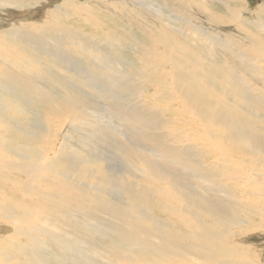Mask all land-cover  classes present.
<instances>
[{"label":"bare ground","instance_id":"bare-ground-1","mask_svg":"<svg viewBox=\"0 0 264 264\" xmlns=\"http://www.w3.org/2000/svg\"><path fill=\"white\" fill-rule=\"evenodd\" d=\"M32 1L35 7L42 0H0V14L5 11L13 15L29 8ZM76 1L63 0L64 9L75 13ZM108 1L92 0L91 3L128 22L124 10L116 12L109 8ZM133 1L135 6L136 2L147 0ZM159 1L158 9L172 13L171 17L167 15L168 22L163 15L162 21L151 20L154 33L138 29L147 43L150 42V46L138 55V61L145 68L153 65L151 72L148 74L147 69L141 73L132 72L154 83L155 92L149 98L151 101L165 99L161 114L170 124L156 123L154 128L160 131L159 135L137 142H132L124 132L125 140L135 145L133 151H126L131 159V172L115 168L113 154L107 153L111 151L110 146L105 149L107 152L87 150L80 159L66 152L65 143L55 149L65 120L71 118L83 126L90 103L81 94L69 91L55 107L46 111L44 122L37 123L32 112L25 115L30 109H21L22 112L15 100L35 99L36 82L31 78H36V73L20 66L19 61L27 64L31 61L27 56L16 59L19 53L11 44L20 38L26 41L24 35L27 33L39 36L54 33L55 40L61 37L56 33L63 34L80 45L79 53L91 57L92 68L102 73L96 72V76L104 77L109 88L129 93L125 89L128 83L113 76V69L126 67L125 62L121 60L111 66L113 58L120 59L103 58L100 51L90 49L94 43L88 41V37L95 38L98 34L83 37L84 33L62 26V20L47 18L41 27L19 20L10 24L12 29L8 34L0 32V264H48L47 258L53 259L52 264H253L247 260L249 247L241 244L238 236L264 231V127L252 118L256 114L254 111L264 113V73L262 64L257 63L264 59V40L254 44L250 38L233 39L235 48L244 45L251 48L252 55L246 53L245 58L241 57V66H249L247 70L254 73V82L260 85L262 92L256 93L247 86L244 90L240 77L228 71L227 77L222 79L224 72L215 67L212 58L198 54L194 47L187 48L189 36L181 38L182 31L175 26L174 18H181L177 17V1ZM121 3L132 5L127 1ZM198 9L192 4L191 18L179 13L184 16L181 19L195 21ZM143 11L146 13L145 8ZM86 20L96 30L100 27L98 22ZM216 21L220 22L209 13V20L205 22L213 26ZM6 35L11 38L6 39ZM221 35L227 40L231 33ZM213 39L217 41L219 37L213 36L210 40ZM113 40L123 46L132 42L122 34L114 35ZM105 42L109 47L110 43ZM98 43L101 42H95ZM56 55L60 60L57 65L72 64ZM101 60L103 63H99ZM213 67L219 73L210 76L207 69ZM78 70L80 68L75 66L71 71L77 73ZM3 89L8 96L14 97L10 101L15 105L5 99ZM50 93L52 91L47 88L43 94L40 92L46 99L51 98ZM147 93L146 90L145 95L137 97L127 124L141 120L147 123L143 118L148 109L160 112L144 104ZM232 95L234 97L230 98ZM116 96L112 97V113L128 104L124 98ZM176 97L178 103L173 100ZM243 114L251 117L245 118ZM126 118L119 113L118 121ZM130 144L124 143V150L130 149ZM87 159L105 166H98L97 174L93 175L85 168ZM80 169L82 178L79 177ZM94 178L97 187L93 185ZM125 178L127 181L123 180ZM133 178L135 193L130 191ZM196 179L205 184L199 188L211 192L210 195L191 188L198 185ZM131 199H140L141 204H132ZM70 218L74 219L70 221ZM220 221L231 226L229 232L213 228L220 225ZM82 226L92 228L84 234L83 229L87 228ZM92 234L106 237L110 244L97 247L90 240Z\"/></svg>","mask_w":264,"mask_h":264},{"label":"rangeland","instance_id":"rangeland-1","mask_svg":"<svg viewBox=\"0 0 264 264\" xmlns=\"http://www.w3.org/2000/svg\"><path fill=\"white\" fill-rule=\"evenodd\" d=\"M91 1L92 0H77L74 3L77 8L75 13L71 10L64 9L65 2H63V0H42L41 3L38 4V6L36 5L35 7L32 6L35 5V3L32 1L29 8H25L22 11L20 10L13 15H10L9 13L3 11L0 14V32H4L1 34H8L9 30L12 29L10 28V24L18 22L19 20H27L30 23L34 22L36 23L35 25L37 27H41L45 25V21H48L47 18H49L52 19V21L62 20V26L67 25L68 27H66L70 28V30L84 33L85 35L83 37H88V35L86 36V34H98L95 38L88 37L87 40L91 43H94L91 45L92 47L90 49L100 51L103 58H110L111 56L113 58L114 56L115 58L118 57L120 59H117L115 61L113 58V62L116 64L112 62L113 64L111 66L117 65L118 61L121 60L125 62V64L123 63V65H126V67L116 66V68L113 69V76L115 77V79H119L120 82L128 83L129 86H125V89L129 90L130 92L127 93V91L119 90V88L113 90L112 88L108 87L109 84H107L108 82L104 77L100 78L99 76H96V72L98 75L100 74V69H98L99 71H95L91 66V57L86 56L85 53L78 52L80 50V45H77L75 40L66 39V37L60 33H56L57 36L61 37L55 40V38H53L55 36L54 33L47 34L45 36H39L33 32V34L27 33L26 35H24L26 36L25 39L27 38L26 41L21 38L17 39V41L12 44L9 41L11 46H13L14 49L19 53L18 58L16 59L25 58L27 56L28 60L31 61L29 64L19 61L18 63L20 64V66L27 68L30 71L33 70L36 73V78H31V80H34V82H36V93L34 92L33 94L35 99L30 100L23 97L19 100H14L16 101L17 107H19L20 110H31H29L28 113L24 112L25 115L29 114V112H32L34 114V117L36 115V122L42 123L44 122L43 117L46 114V111L48 112L50 108L55 107V104H57L59 99H64V95H66L65 92L69 93L70 91V94L74 93L75 95L81 94V96L84 99L88 100L90 103V110L85 111L86 119L83 122V126L78 125L75 120L71 118L66 119L64 122V126L59 130L57 141L55 142V149L62 143H65L66 152L72 157L76 156L80 159L86 154L87 150L100 149L104 151L105 149L108 150V147L110 146L111 151H105L108 153V155L113 154L112 159L115 163V168L118 170H129V172H131V159L130 155L126 151H133L135 149V145L130 144L129 141L125 140L126 137H124V132L127 133L129 139L132 142H137V140L144 139L145 137H149L150 139H152L153 137H155V135L160 133L159 130H156L154 128V125L156 123L170 124L169 121L165 119L163 114H161V108L164 107L165 99H157L151 101L149 98V96L153 97V93L155 92L154 83H148L146 78L144 79V77L133 74V72L137 71V73H141L142 70L147 69L146 72H148L149 74L153 66H149L148 71V68L142 66L138 61L140 58L138 55L150 46V42L147 43V41L143 38V35H141V31L146 30L154 33L151 20L158 19L162 21V16L164 15V20L168 22V16L171 17L172 13L170 14V12H167L166 10L158 9L157 3L160 2L159 0H147L145 1V3L147 2V5L145 3L136 2L137 4L135 6H133V0H109L108 3L106 2L107 4H109V8L115 10L116 12H118V10L119 12L124 10L123 13H125V17L129 18L127 22L122 19L124 17L121 18L113 14L114 12L111 13L112 11L105 9L97 4H93L91 3ZM122 1H127L132 5H129L128 7V5L126 6L125 4H122ZM173 2H176L178 4V6H175L177 8V11L179 13H185L186 17H190V15L192 14H189L192 4H195L199 8L196 14L197 18L193 22H191L190 19H188V21L186 20L187 22L182 20V17L184 16L179 13H177V17L180 16L182 19L178 18L177 20L176 18H174L176 24L175 26H177V28L182 31L180 37H184L183 35L189 36L187 48L189 47L190 49H193L194 47L198 54H203L209 58H212L215 61L213 62L215 64V67L218 70H223L224 72V76L222 79L226 78L227 74L230 72L235 74V76H237L238 78L240 77L242 79L244 90L247 86V88L251 87L252 89H254L256 93L257 91L258 93L262 92L261 87H259L260 85L256 83V81L254 82V73L250 70H247V67L249 68V66H241V57L245 58L246 53L252 55L251 48H245L244 45L243 47L241 46L237 49L234 47V42L236 41L233 39L237 37L243 39L250 38L253 40L254 44H256L255 41L257 40H264V0H174ZM138 3L142 5L139 6ZM175 7L173 8L176 11ZM143 8H145L146 13L143 11ZM140 10H142V12H140ZM209 13L214 15V17H216V20H220V22H214L213 26L210 25L209 22H207L206 24L205 21L209 20ZM165 15L167 20L165 19ZM87 18L92 19L94 22H98L100 24V27L96 30L95 27L93 28L90 23L88 25V21L86 20ZM170 21L169 23L172 27V25L174 24H171ZM89 26L93 29L91 30ZM172 28L174 29V27ZM34 29L35 28H31V30ZM138 29H141V31H139ZM187 30H189V32ZM99 33L102 34L99 35ZM223 33H231V35L227 38V40H225L226 38L221 35ZM120 34L124 35L128 39H132V42L125 46L120 45L119 43L117 44V42L113 40V36ZM213 36H218L219 40H210ZM8 38L11 37H8L6 35V39ZM97 41H100L101 43L95 44V42ZM105 41H108L110 43L109 47H107V42ZM3 43L6 44L7 41H3ZM240 49L242 50L240 51ZM55 54H57L56 56L59 55V57L71 61L72 64L69 65V63H67L65 66L57 65V63H60V60L55 58ZM259 61L257 63L262 64L261 71H263L264 73V59H260ZM101 62L102 60L99 61V63ZM99 63L98 67L100 66ZM75 66L77 68H80L77 73L71 71L72 67L74 68ZM207 67L209 66L207 65ZM215 67L210 70L207 69V72L209 71L208 73L210 74V76L219 73L215 69ZM126 73L128 74L125 75ZM104 82L107 83L105 84ZM46 88L52 91V93H50L51 98H47L50 100H47L44 95L40 94V92H42L43 94V91H46ZM207 88L212 89V86H208ZM146 90L148 93L147 100L146 102H144V104H146L148 107L157 108L160 110V112L153 109H148L149 112L143 118V120L147 123H143V121L141 120L140 123L135 121L131 124H127V119L129 118L128 116L132 115V112L130 113V110L135 107L134 105L137 102V97L140 94L145 95ZM1 92H3L4 97L8 102L15 105L14 102L10 101V99L12 100L14 98L12 95L8 96L4 89L1 90ZM116 92H120V94ZM233 93H236V91L233 90ZM116 95L124 98V102H127L128 104L126 107H120L119 111H115L112 113L110 106L112 105V103H114L112 97L116 98ZM260 95L262 96L263 93H261ZM233 97L234 95H232L230 98ZM173 100L174 102L178 103L177 100L179 99L178 97H176ZM21 111L23 112V110ZM119 113L121 116L124 115L127 118L125 120L121 119V121H118ZM254 113H256L255 116L252 117L254 118V121L264 127V113L256 111H254ZM243 117L249 118L251 116L243 114ZM54 119L59 120L57 117H54ZM123 124H126V126H124ZM150 125L152 127H150ZM107 143H109L110 145H107ZM124 143H129L131 148L124 150L126 148V146H123ZM86 161L87 162L84 163L85 168L89 169L93 173V175L97 174V171L99 170L97 168L98 166H105V164L99 162H88V159ZM78 171L80 174L79 177L82 178L83 173L81 169ZM123 180L127 181L126 178ZM130 180L133 184L134 178L133 180ZM89 181H92V179ZM194 181L195 179L192 180V183ZM196 182L198 183V185L191 186V188H193L195 192L207 195L211 194V192L205 191L204 189L201 190L199 188V186L205 185L203 182H201V180L196 179ZM94 184H96L95 187H97V181L95 178L93 179V185ZM130 189L131 193H135V184H133ZM100 196L101 198H104L101 194ZM140 202V199H131L132 204H141ZM146 202H148V199L146 200ZM85 206L86 205H84V207ZM146 206L147 208H150L149 204H147ZM73 219L74 218H70V221H72ZM82 227H85V229L87 228V230L85 231L83 229L84 234H87L88 229L92 228L88 226ZM229 227L231 229V226ZM229 227L228 225L223 224V222L220 221V225H216L213 228H215L219 232H229ZM90 240L94 244L98 245L97 247L103 246L104 244H110V241L106 237H100V235L97 234H92ZM238 240L241 244H245L249 247L250 257L248 256L249 258L247 257V260L252 261L253 264H264V231L259 230L247 233L243 236L240 235L238 236ZM67 258H69L71 262V258L69 256H66V259ZM51 260L53 261V259L49 260V258H47L45 261L48 264H52Z\"/></svg>","mask_w":264,"mask_h":264}]
</instances>
